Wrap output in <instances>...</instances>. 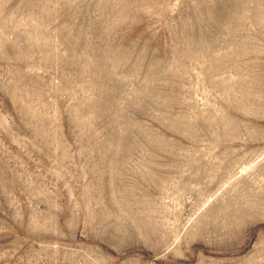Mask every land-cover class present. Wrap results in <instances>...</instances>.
Here are the masks:
<instances>
[{"label":"rangeland","instance_id":"rangeland-1","mask_svg":"<svg viewBox=\"0 0 264 264\" xmlns=\"http://www.w3.org/2000/svg\"><path fill=\"white\" fill-rule=\"evenodd\" d=\"M0 264H264V0H0Z\"/></svg>","mask_w":264,"mask_h":264}]
</instances>
